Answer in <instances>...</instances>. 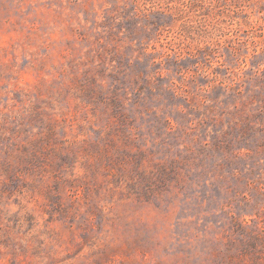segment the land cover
<instances>
[{"label": "rangeland", "instance_id": "rangeland-1", "mask_svg": "<svg viewBox=\"0 0 264 264\" xmlns=\"http://www.w3.org/2000/svg\"><path fill=\"white\" fill-rule=\"evenodd\" d=\"M0 264H264V0H0Z\"/></svg>", "mask_w": 264, "mask_h": 264}]
</instances>
